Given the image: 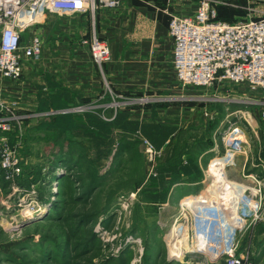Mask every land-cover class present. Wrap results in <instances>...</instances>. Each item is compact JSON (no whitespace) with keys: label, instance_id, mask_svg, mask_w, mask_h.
I'll list each match as a JSON object with an SVG mask.
<instances>
[{"label":"rangeland","instance_id":"rangeland-1","mask_svg":"<svg viewBox=\"0 0 264 264\" xmlns=\"http://www.w3.org/2000/svg\"><path fill=\"white\" fill-rule=\"evenodd\" d=\"M174 1L126 0L118 9L127 3L172 9L170 3ZM177 1L197 9L198 0ZM212 1L217 13L233 21L250 14L264 15V0ZM114 10L99 8L94 17L87 16L98 31L95 23L99 12ZM75 15L49 14L47 20L24 34L23 45L33 33L47 44L52 41L51 31L59 32L54 24ZM174 81L178 92L164 100V104L179 105L181 111V133L174 144L156 140L166 135V127L139 120L125 138L135 143L134 148L120 156H115L120 140L93 141L90 132H79L75 125L69 126V133L50 131L37 121L21 126L18 153L23 160L22 173L8 180L0 172V264H216L206 254L193 251L189 230V245L182 249V226H176L182 221L180 201L184 196L181 189L175 192L171 188L178 180L189 183L191 175L208 180L210 160L202 159L200 165L194 156L200 155L201 149L211 150L215 155L212 165L219 168L218 162L225 159L219 157L223 153L222 136L236 121L246 125L250 143V125L264 124V105L237 86L195 88ZM139 103L133 106L142 107ZM76 108L67 107L63 113L76 115ZM211 111H217L212 119L205 116ZM171 118L172 113L164 114L165 120ZM12 138L19 137L11 133ZM143 139L151 141L159 153L154 170L145 156ZM229 161L219 169L230 170ZM243 161L236 158L232 177L238 175ZM132 194L135 197L123 206L122 198L130 199ZM247 239L253 242L256 261L264 264V221ZM172 243L178 250L174 256Z\"/></svg>","mask_w":264,"mask_h":264},{"label":"built area","instance_id":"built-area-1","mask_svg":"<svg viewBox=\"0 0 264 264\" xmlns=\"http://www.w3.org/2000/svg\"><path fill=\"white\" fill-rule=\"evenodd\" d=\"M125 1L0 0V79L18 82L26 60L36 63L42 59L43 38L33 33L23 45V37L47 20L49 14H90L94 17L99 8L118 9ZM169 35L173 42L174 75L181 85L209 88L229 84L248 91L257 99L254 101L264 105V15L253 17L250 14L244 20L229 23L219 20L212 0H198L193 17L174 16L171 19ZM82 44L90 48L99 66L110 60L109 45L96 33ZM109 96L111 102L100 106L103 118L106 110L117 112L125 105H136L135 102L143 105L148 101L146 98H124L112 91ZM15 108L16 104L0 102V168L8 180H15L22 173V157L18 153L20 136L14 144L10 143L13 123H19ZM96 108V105L80 106L76 112ZM216 115L217 111L205 113L211 119ZM262 118L264 120V111ZM246 142V125L238 120L225 130L223 153L219 157L230 158L233 167ZM142 144L154 170L159 153L148 139H143ZM214 159L210 160L209 178L198 192L202 196L200 207L184 205L192 195L184 197L180 201L182 221L176 228L182 226L191 231L193 251L206 254L212 263L261 264L255 259L253 245L244 244L254 227L264 221V181L252 185L234 182L230 180L229 170L212 165ZM134 197V194L130 199L123 197L122 205L129 204Z\"/></svg>","mask_w":264,"mask_h":264},{"label":"crops","instance_id":"crops-1","mask_svg":"<svg viewBox=\"0 0 264 264\" xmlns=\"http://www.w3.org/2000/svg\"><path fill=\"white\" fill-rule=\"evenodd\" d=\"M170 5L172 9L127 3L118 10L101 11L95 23L98 31L86 14L67 17L69 20L60 19L61 23L53 26L59 32L51 31L53 42L49 40L45 44L40 61L32 64L34 62L26 60L23 76L18 82L0 79V102L16 104L14 112L17 110L15 114L20 127L37 121L38 124L44 122L50 126V131H55L52 125L65 123L63 118L67 114L63 112L67 107L96 105V109L74 115L80 126L77 130L85 134L90 132L93 141L124 140L132 134L129 129L132 124L139 120L143 124L166 127V135L156 140L176 143L181 133V111L177 104H164L165 98L174 97L178 92L174 83L173 42L169 24L174 16H194L196 9L177 0ZM50 19L54 21L55 17ZM93 30L111 50L110 60L103 66L95 63L90 48L82 44L83 40L91 37ZM109 91L124 98L140 96L148 101L140 105L142 107L125 105L119 113L109 110L103 113V118L100 106L111 102ZM168 113H172V118L165 120L164 114ZM262 125H251L253 138L250 143L246 142L244 151L237 156V160L239 157L244 160L242 167L233 177L230 174L236 169V163L231 167L228 172L230 180L244 185L264 181ZM213 156L209 150L193 158L201 165L202 159L211 160ZM201 180L191 175L190 184L178 180L171 189L175 192L181 189L184 197L201 196L198 192L205 183ZM247 240L245 246L249 244Z\"/></svg>","mask_w":264,"mask_h":264},{"label":"trees","instance_id":"trees-1","mask_svg":"<svg viewBox=\"0 0 264 264\" xmlns=\"http://www.w3.org/2000/svg\"><path fill=\"white\" fill-rule=\"evenodd\" d=\"M218 18H219V20H222V21H225V22H229V23H232V22H235V21H233V19H231V18H225V17H223L222 16V14L220 13V11H219V13H218ZM69 107H72V106H69ZM63 120H65V123L64 124H55V125H52V128H55V129H61L63 132H66V133H69L71 130L69 129V126H71L72 128H73V126L72 125H75V127H76V129H77V127H80L78 124H77V122H76V120H75V118H74V115H70V114H68V115H66L64 118H63ZM102 122V121H101ZM40 125H42V126H44L45 128H50V126L49 125H47V126H49V127H47L45 124H44V122H41L40 123ZM101 127H104V128H106V126H101ZM19 130H20V126L17 124V123H13V132H12V136H14V137H19ZM107 141H110V140H107ZM111 141H113V140H111ZM14 142H16V140H14L13 138H12V143L11 144H14ZM134 146H135V143H133V142H128L127 140H120V142H119V144H118V147L116 148V152H115V156L117 155V156H120V155H123V154H125V153H127V152H130V151H132V149L134 148ZM86 147V146H85ZM199 151H201V153H203V152H205V151H207V150H204V149H201V150H199ZM65 156V155H64ZM23 161V160H22ZM63 162H66L65 160H63ZM68 163V162H67ZM71 167V166H70ZM0 172L3 174V175H5V171L3 170V169H1L0 168Z\"/></svg>","mask_w":264,"mask_h":264},{"label":"bare ground","instance_id":"bare-ground-1","mask_svg":"<svg viewBox=\"0 0 264 264\" xmlns=\"http://www.w3.org/2000/svg\"><path fill=\"white\" fill-rule=\"evenodd\" d=\"M230 164V161H229V158H225V159H222V161L220 160L217 164V166L220 168V167H225L226 165ZM254 177V176H253ZM252 178V177H250ZM248 179V178H247ZM246 180V179H245ZM254 181V180H253ZM202 199V196H198V197H191L189 199L186 200V202L188 204H184V205H188V206H196V208H199L200 205H199V202L200 200ZM180 234V237L183 238L182 241H180L181 243V246H182V249L186 248L188 245H189V238H188V233L186 232V230L182 227V233H179ZM176 244L175 243H172L171 244V255L174 256L178 250L176 249ZM187 249V248H186ZM191 254V253H190ZM196 254V253H195ZM197 264H201V263H197Z\"/></svg>","mask_w":264,"mask_h":264}]
</instances>
